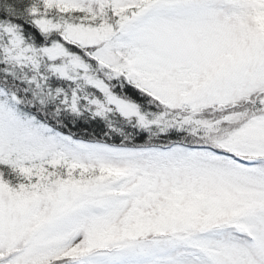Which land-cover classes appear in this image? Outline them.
Returning a JSON list of instances; mask_svg holds the SVG:
<instances>
[{
    "label": "snow or ice",
    "instance_id": "snow-or-ice-1",
    "mask_svg": "<svg viewBox=\"0 0 264 264\" xmlns=\"http://www.w3.org/2000/svg\"><path fill=\"white\" fill-rule=\"evenodd\" d=\"M0 264H264V0H0Z\"/></svg>",
    "mask_w": 264,
    "mask_h": 264
}]
</instances>
